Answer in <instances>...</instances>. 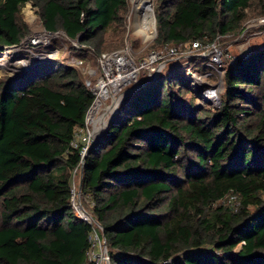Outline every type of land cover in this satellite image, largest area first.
I'll return each mask as SVG.
<instances>
[{
  "label": "trees",
  "instance_id": "1",
  "mask_svg": "<svg viewBox=\"0 0 264 264\" xmlns=\"http://www.w3.org/2000/svg\"><path fill=\"white\" fill-rule=\"evenodd\" d=\"M27 2L47 33L94 56L117 47L107 35L128 7L0 0V51L30 34ZM254 2L264 18V0H157L153 47L237 35ZM187 82L179 71L144 80L82 159L72 143L95 94L77 67L54 59L0 76V264H87L92 230L109 264H264V46L225 67L216 109L187 99ZM74 170L92 223L72 208Z\"/></svg>",
  "mask_w": 264,
  "mask_h": 264
},
{
  "label": "rangeland",
  "instance_id": "2",
  "mask_svg": "<svg viewBox=\"0 0 264 264\" xmlns=\"http://www.w3.org/2000/svg\"><path fill=\"white\" fill-rule=\"evenodd\" d=\"M127 4L128 7L124 15L123 26L110 30L107 35L108 46L114 45L117 47L105 50L104 53L128 49L135 62L141 64L144 59H149L150 54L153 52L162 50L163 53L165 52V47L161 49H155L153 47V41L157 33L154 17L157 0H152L151 6L153 18L151 24H149V27L153 26L154 33L147 39H144L142 35L137 33L136 27L139 20H137V17L133 12L132 2L127 0ZM21 18L27 24L30 34L22 39L18 46L5 47L0 51V76L13 77L38 64L55 59L77 67L85 84H89L87 86L92 89L93 85L100 78L101 72L98 65V59L100 56H94L91 52L72 50V47L77 49V42L68 40L62 33H47L43 29L35 12V8L30 2H27L23 6L21 10ZM263 20V17L258 16V9L254 2L247 11V19L244 22L243 30L237 35L224 37V39L219 38L216 41V44L221 46L222 51H226L229 55L227 59H221V68L219 67L216 70L212 68H204L201 65L204 61L200 64V56H198V52L191 51L188 44L178 47L175 55L171 57L166 56L163 60H153L144 65L139 71V75L134 83L131 82L120 90L113 91L109 89V94L106 98L100 100L101 105L97 108L94 114L95 120L93 119V122H88L87 113L85 128L77 130L75 135L76 143L82 142L85 147L84 153H86L90 149L92 143L94 145L100 139L109 123L114 119V115H116L120 102L139 88L144 80L147 78L155 79L160 74L168 75L173 71L184 72L185 78L187 77L188 79L187 83L191 91L186 98L189 99L190 97H193L190 101L196 106L209 105L213 109H216L219 105V101L218 103L211 104V102H208L209 100L204 96L207 95L206 93L211 94V90H215L217 96L220 97L223 91V75L225 67L233 63L236 58L246 56L256 48H262L264 46ZM57 43L62 46L61 50H53L54 47L52 46ZM7 51H10V53L6 54ZM17 62H22V64H18ZM190 73H193L194 75ZM127 90L132 91L126 94ZM73 172L71 175L72 202L79 206L78 212L89 219L90 217L86 213H89L88 206L83 207L79 200L81 172L80 170ZM230 199H232V197ZM232 201H234V199H232L231 202ZM78 212H75V216L79 215ZM241 245L242 243L239 244V246Z\"/></svg>",
  "mask_w": 264,
  "mask_h": 264
},
{
  "label": "built area",
  "instance_id": "3",
  "mask_svg": "<svg viewBox=\"0 0 264 264\" xmlns=\"http://www.w3.org/2000/svg\"><path fill=\"white\" fill-rule=\"evenodd\" d=\"M264 21V20H263ZM51 34V33H49ZM189 45L191 51H197L198 56L201 58L206 59L202 66L204 68H212V69H218L221 68V59L224 60L229 57L228 53L226 51H222L221 46L217 45L216 43L211 44H202L199 41H193L188 42L185 44H181L178 46H170L165 47V52L162 51L153 52L150 54L149 59H144L141 64H138L135 62L134 58L132 57L130 51L128 49L124 50H118L114 52H108V53H102L98 59V65L100 68V78L99 80L93 85L92 91L95 94V99L92 104L99 99L100 91L102 88H99V85L104 87L106 91V96L109 94V89L115 91L120 90L124 87H126L131 82H135L136 78L139 75V71L141 68L144 67V65L148 64L149 62H152L153 60H163L166 56H173L177 52V48L180 46ZM244 57V56H243ZM194 75L193 73H190ZM89 85V84H87ZM211 96L207 97L204 96L206 99H208V102H211V104L218 103L219 97L217 96L215 90H211ZM101 104V103H100ZM91 106V107H92ZM91 107L89 109H91ZM89 111V110H88ZM88 113V112H87ZM87 115V114H86ZM86 119V117H85ZM73 146H76V140L72 143ZM85 152V147L83 148L82 154ZM76 172V170H74ZM74 173V172H73ZM73 196L71 194V205L73 210L78 212V205H75L73 202ZM79 213V212H78ZM78 215V214H77ZM85 215H79L77 217L88 221L89 223H92V220L87 217H84ZM95 226H98L95 222H93ZM89 242H90V248L86 251V260L87 264H109V258L107 255L105 242L103 237L100 236V234L92 230L88 236Z\"/></svg>",
  "mask_w": 264,
  "mask_h": 264
},
{
  "label": "bare ground",
  "instance_id": "4",
  "mask_svg": "<svg viewBox=\"0 0 264 264\" xmlns=\"http://www.w3.org/2000/svg\"><path fill=\"white\" fill-rule=\"evenodd\" d=\"M130 1L132 2V5H133L132 6L133 12H134L135 16L137 17V20H139L137 23V27H136L137 33L142 35L144 37V39H147L151 36V34L154 33L153 26L149 27V24H151L152 18H153L152 6H151L152 0H130ZM7 53H10V51H7L6 54ZM17 63L22 64V62H17ZM99 88H102L100 91L99 99L94 103V105L91 107V109L88 112V122H93V119L95 120L94 114H95L97 108L101 105L100 100H103L106 98V91H105L104 87L99 85ZM206 94L207 95H205V96H207L209 98L212 97L211 94H209V93H206ZM115 103H116V101H115Z\"/></svg>",
  "mask_w": 264,
  "mask_h": 264
},
{
  "label": "water",
  "instance_id": "5",
  "mask_svg": "<svg viewBox=\"0 0 264 264\" xmlns=\"http://www.w3.org/2000/svg\"><path fill=\"white\" fill-rule=\"evenodd\" d=\"M131 91H132V90H127V93H126V94H128V93L131 92ZM114 116H115V115H114ZM92 145H93V143H92ZM92 145H91V147H92ZM91 147H90V148H91ZM85 154H86V153H83V154H82V159L84 158ZM80 171H81V170H80Z\"/></svg>",
  "mask_w": 264,
  "mask_h": 264
}]
</instances>
